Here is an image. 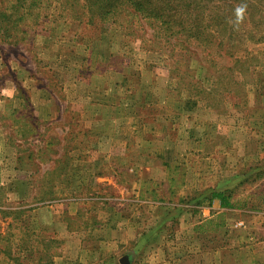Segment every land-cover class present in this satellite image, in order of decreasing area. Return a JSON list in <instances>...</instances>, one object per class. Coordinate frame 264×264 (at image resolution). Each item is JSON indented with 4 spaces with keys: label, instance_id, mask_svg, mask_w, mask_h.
<instances>
[{
    "label": "rangeland",
    "instance_id": "374dc122",
    "mask_svg": "<svg viewBox=\"0 0 264 264\" xmlns=\"http://www.w3.org/2000/svg\"><path fill=\"white\" fill-rule=\"evenodd\" d=\"M201 4L181 19L209 23L224 1ZM231 5L222 45L191 54L124 14L80 30L45 11L0 41V264H264V2ZM175 114L210 135L163 175L195 201L143 171Z\"/></svg>",
    "mask_w": 264,
    "mask_h": 264
},
{
    "label": "trees",
    "instance_id": "16d2710c",
    "mask_svg": "<svg viewBox=\"0 0 264 264\" xmlns=\"http://www.w3.org/2000/svg\"><path fill=\"white\" fill-rule=\"evenodd\" d=\"M192 1L194 5H192ZM223 1L224 4L220 6L222 10L209 13L213 15V18L211 16L210 22L206 24L194 21L185 22L181 19L187 16L188 18L200 16V8L202 9V16H204L203 9L205 7L201 4V0H6V4L0 1V41L17 43L19 34L25 35L24 37L31 36L34 32L33 26L35 27L39 23L40 18L46 17L45 14L43 15L45 11L49 12V15H55L54 18L73 19L76 21L72 23L73 26L80 28V30L95 26L94 23L99 21L109 20L124 14L132 18H144L147 21L159 20L163 25V30L168 33L166 35L176 37L172 43L187 48V52L191 54L192 51L188 47L192 40L204 48L211 47L214 49L222 45V41L218 40L217 37L215 39L210 33L215 31L220 35L221 27L224 32L227 27L228 30L231 29L234 21L233 14L238 8L235 7L233 11L232 1L243 3L242 12L244 15L252 3L259 2L262 4L264 2V0ZM55 11L59 12L54 14ZM199 21L203 22V19ZM113 23L117 22L114 21ZM117 24L120 26L119 23ZM168 40L170 41V39ZM189 56L185 57L186 60L189 59ZM211 198H218L221 206H229L227 201H224V196L219 192H213Z\"/></svg>",
    "mask_w": 264,
    "mask_h": 264
},
{
    "label": "crops",
    "instance_id": "0c3cea01",
    "mask_svg": "<svg viewBox=\"0 0 264 264\" xmlns=\"http://www.w3.org/2000/svg\"><path fill=\"white\" fill-rule=\"evenodd\" d=\"M181 116H178L175 114L173 115L172 120H170V123H167V120L164 118L160 120L161 124H163L161 130H160V137L157 139V149L160 152L159 156H153V155H146L147 158L150 160L149 166H144L143 171L146 173L149 172L151 177H153V180L156 183H158V186H161L162 184H168V187H170V190H165L163 191L166 195H173L175 194L177 190H175L176 187H179L182 185V183H179V181L176 182L175 185H172L170 182L173 180H165L164 179V174H165V168H171V169H181V168H189L188 164L185 163V160L179 159L184 155H187L191 152L195 151H201L204 150V147L208 143L207 141L209 140L210 135L205 134L202 131V129L205 131L204 128H201L198 126H192L187 124H182V119ZM187 117V115H185ZM153 119V118H152ZM137 121V117L135 118ZM158 120V119H157ZM159 121V120H158ZM171 124V126H170ZM170 126V127H169ZM198 127V128H195ZM151 129V128H150ZM201 129V130H200ZM143 135H147V132L144 131ZM146 142L150 141L146 138ZM263 150V151H262ZM261 153H259L258 158L260 159L261 157H264V147L260 150ZM256 154V153H255ZM257 156V155H256ZM157 158V159H156ZM177 158V160H176ZM256 158V157H255ZM258 159H255L254 161V169H259L260 167H257L260 165V162L257 161ZM188 170V169H186ZM190 174V173H189ZM165 180L163 183L162 181ZM153 181V182H154ZM175 181V180H174ZM162 183V184H161ZM223 183V182H222ZM142 185V182L140 183ZM192 183L186 186L183 184L181 187V193L180 196L176 195L178 199H181L186 202L190 201H195L197 199H193L192 195ZM204 187H202L201 184H197V188L194 190L195 193L202 192ZM174 190V192H173ZM153 194L155 192H152ZM188 195V197H186ZM168 197V196H166ZM162 196V199H174L173 197L166 198ZM180 197V198H179ZM155 197H152L154 200ZM159 199V198H158ZM214 202V207L217 209L223 210L225 207H220V202L218 200L213 201ZM190 205V203L188 204ZM204 210V211H203ZM201 211L203 213V216H207L205 219L210 218L212 215L208 212V210L205 212L206 209L203 208ZM177 211V210H176ZM186 213L185 208H180V210L177 211V214L179 215H184ZM163 216H170L169 213H163ZM183 223V222H182ZM184 229H186L185 224H183ZM138 248V247H137ZM135 246V249H137ZM118 263H121V258H118ZM123 264V263H122ZM129 264V263H127Z\"/></svg>",
    "mask_w": 264,
    "mask_h": 264
},
{
    "label": "water",
    "instance_id": "95a60500",
    "mask_svg": "<svg viewBox=\"0 0 264 264\" xmlns=\"http://www.w3.org/2000/svg\"><path fill=\"white\" fill-rule=\"evenodd\" d=\"M125 259H126L125 257L121 259V262H122L123 264H127V262H125V261H126Z\"/></svg>",
    "mask_w": 264,
    "mask_h": 264
}]
</instances>
